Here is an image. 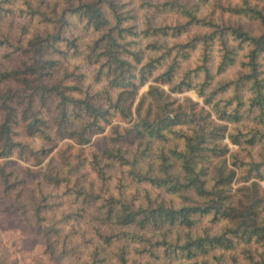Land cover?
Instances as JSON below:
<instances>
[{"label": "trees", "instance_id": "16d2710c", "mask_svg": "<svg viewBox=\"0 0 264 264\" xmlns=\"http://www.w3.org/2000/svg\"><path fill=\"white\" fill-rule=\"evenodd\" d=\"M15 2L0 0V19L35 28L0 33V199L28 231L40 233L43 214L66 197L89 211L82 264H130V243L157 264H264V0ZM161 15L175 19L154 24ZM86 69L101 92L84 87ZM147 82L131 121L123 96ZM161 86L194 90L202 106L167 111ZM118 113L129 124L121 130ZM106 127L111 143L88 158L31 169L60 141L81 148ZM13 160L27 167L10 168ZM85 166L97 186L79 184Z\"/></svg>", "mask_w": 264, "mask_h": 264}, {"label": "rangeland", "instance_id": "374dc122", "mask_svg": "<svg viewBox=\"0 0 264 264\" xmlns=\"http://www.w3.org/2000/svg\"><path fill=\"white\" fill-rule=\"evenodd\" d=\"M21 2L22 0H16L15 4L18 6ZM30 2H41L43 6H51L56 3L59 7H61V0H30ZM141 12L144 11H138L139 14ZM174 19L175 18L170 15L155 16L153 17V23L160 24L164 21L172 22ZM138 22H140V19H138ZM34 28L35 27L32 24L25 25L23 23V19L19 18L17 15L5 16L0 19V33L10 37L16 36L21 32L22 29L23 36H28V34H30ZM76 32L81 35L82 41L86 42L88 38H90V36L80 33L79 30ZM143 41L144 40L139 39L141 46ZM169 42L170 41H168V44L170 45ZM75 62L78 64L80 60L77 59ZM235 70L236 68L232 70L229 69L222 75V77L234 76ZM85 71L88 77L84 81V87L90 84V93L101 92L103 83H92V78L89 77L90 69H86ZM218 78L219 77L216 79ZM149 84H151V82H147L145 85L141 86L137 95L133 98L128 97V95L123 96V98L126 99L125 101L122 100L123 106H126L128 101L130 102L129 110L132 119L131 121L136 118L135 108L138 99L141 97V95L146 93ZM161 89H163L165 92L162 104L166 107L167 111L174 110V108L179 105L181 110L187 111V114H190L192 112L198 111L202 106V99L196 94L194 90L172 93L169 91L168 86H161ZM110 95L113 99H115L117 91H111ZM100 98L103 99L102 96H100ZM148 101L149 99H146V102ZM192 103H197V105H192ZM144 110L145 108L143 106L141 113H143ZM152 110H157V107L154 103H152ZM165 114L171 115L172 113L166 112ZM112 125L119 126V130L129 126V124L121 120L119 113L113 117ZM112 136V128L106 127L102 134L92 136L90 142L81 148L75 145L71 140H62L58 143L57 147L50 152L41 165L37 167H31V169L34 172L47 171L50 169V167L59 164L63 157L69 156L72 160L77 153H81L82 157L88 158V152L90 150L99 151L102 148L107 147L111 143ZM32 144L34 147L38 146L37 142H32ZM227 144L229 152H239V149L236 145H233L230 142ZM178 147H180V145H178ZM247 150H251L253 157L257 159L259 151L258 147L248 148ZM246 152L247 151L239 152L238 155L240 158H244L245 155H247ZM262 153L264 154V151ZM9 167H20L24 169L27 167V165L16 160L15 162H11ZM76 177L79 180V184L82 186H87L90 182L97 186L99 183L89 172L86 166L81 168L76 173ZM259 183L261 187H264V181ZM113 185L114 182H111L110 189L113 188ZM236 187L237 186L234 185V188ZM133 192V187L129 188L127 191V193ZM139 192V194L135 195L139 197V201H142L144 193L141 190ZM153 193H155V191H153ZM0 201V264H82L87 251V246L84 245V241H90L91 237V233L87 228V222L90 221L89 211L87 209L79 207L78 204L73 205L66 197H61L58 200V207L53 209V211H46L43 214L44 219L41 221L43 228H41L42 231L37 234L36 232L28 231L30 230V227L25 225L24 222L19 219L17 213H14L12 210L8 209L6 207L7 204L3 202V199H0ZM205 224L206 222L204 221L202 225ZM78 244L80 245L77 247L79 248V251L78 253L73 254L71 250ZM115 244L116 243L113 242L111 243V248H105V252L108 253L109 256H112L111 254L113 253V246ZM128 256L131 261L130 264H157L156 261L150 258L148 253L137 244L130 243L128 245ZM114 260L115 259L111 257V261Z\"/></svg>", "mask_w": 264, "mask_h": 264}, {"label": "built area", "instance_id": "2783aa9c", "mask_svg": "<svg viewBox=\"0 0 264 264\" xmlns=\"http://www.w3.org/2000/svg\"><path fill=\"white\" fill-rule=\"evenodd\" d=\"M223 142L226 143V144L229 143L228 140H227V138H225V139L223 140ZM227 145H228V144H227Z\"/></svg>", "mask_w": 264, "mask_h": 264}]
</instances>
